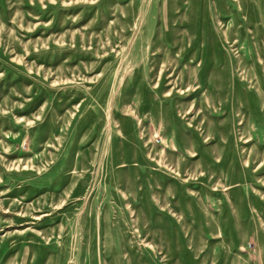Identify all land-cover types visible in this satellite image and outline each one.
Instances as JSON below:
<instances>
[{
    "label": "rangeland",
    "instance_id": "374dc122",
    "mask_svg": "<svg viewBox=\"0 0 264 264\" xmlns=\"http://www.w3.org/2000/svg\"><path fill=\"white\" fill-rule=\"evenodd\" d=\"M0 264H264V0H0Z\"/></svg>",
    "mask_w": 264,
    "mask_h": 264
}]
</instances>
